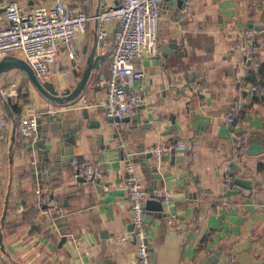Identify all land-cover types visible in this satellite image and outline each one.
Instances as JSON below:
<instances>
[{"label":"crops","instance_id":"0c3cea01","mask_svg":"<svg viewBox=\"0 0 264 264\" xmlns=\"http://www.w3.org/2000/svg\"><path fill=\"white\" fill-rule=\"evenodd\" d=\"M10 1L23 11L52 4L0 0L1 25L6 24L3 9ZM184 1L186 15L184 7L176 8V0H162L157 54L144 53L135 60L133 73L120 82L142 96L128 121H109L99 105L106 87L98 81L108 77L114 19L104 23L106 34L97 40L86 85L69 103H48L20 68L0 73V95L21 104L20 119L35 116L40 105L48 104L50 112H64L79 124L64 136L60 129L48 130L44 143L49 159L44 167L48 169L60 154L58 166L43 179L33 178L30 165L32 160L40 163V148L35 136L26 138L16 128L10 149L12 122L0 98L5 121L0 138V217L5 207L0 264H132L134 241L121 240L132 228L126 153L132 154L145 189L155 180L148 163H155L162 175V186L153 193L164 195L165 215L147 210L145 218L150 264H197L216 250L220 254L215 264H264V150L245 151L252 135L264 137V37L258 33V52L250 58L235 48L238 31L250 23L264 28V0ZM64 2L90 17L119 0ZM96 24L89 19L83 34L57 47L52 72L43 80L58 91L76 84L93 47ZM71 49L73 57L68 54ZM240 107L245 114L233 122ZM136 114L139 120L133 121ZM229 116L232 121L227 123ZM158 142L170 149L158 160L153 154L146 156L145 150ZM181 142L186 149L176 147ZM74 159L98 167V175L75 177ZM225 168L233 180L249 179L251 187L225 195L235 186H225ZM42 197L57 205L44 203ZM171 213L176 219L168 224ZM63 232L65 241L59 244Z\"/></svg>","mask_w":264,"mask_h":264},{"label":"built area","instance_id":"2783aa9c","mask_svg":"<svg viewBox=\"0 0 264 264\" xmlns=\"http://www.w3.org/2000/svg\"><path fill=\"white\" fill-rule=\"evenodd\" d=\"M162 0H119L117 4L100 10L88 17L83 11L68 7L64 0H52L50 6L38 5L29 11H23L13 1L5 4L3 16L5 25L0 24V59L7 55H16L26 61L35 75L43 80L51 74V64L55 60L57 47L67 44L77 35L83 34L89 19L96 20V37L102 40L106 34L104 23L109 19L117 21V28L113 32L114 46L109 61V73L106 79H100L99 84H105L104 97L99 105L107 117L123 118L132 115L142 101L137 90L123 87L120 82L124 77L130 76L134 71V62L144 53L157 54V28ZM188 13L183 8V15ZM258 32L252 27H245L238 31L235 48L244 56L252 57L258 52ZM69 56L73 57L75 51L71 49ZM86 100H83L85 103ZM232 117L226 118L230 123ZM18 132L26 138L36 134L34 116L20 119ZM5 135V121L0 117V138ZM179 149H186V144L177 143ZM170 146L158 142L145 152H151L158 160L167 152ZM32 164L35 161L32 160ZM74 176L95 178L99 168L91 163L73 160ZM124 169L127 173L126 185L128 188L129 213L133 228L124 236L122 241L132 239L135 247V258L132 264H150V248L148 233L145 224V200L147 192L144 184L136 173L132 154L124 156ZM223 181L226 187L233 182L231 170L225 168ZM107 189V186H103ZM39 196V186L35 188ZM48 205H54V200L42 197ZM62 211L59 212V219ZM176 214L171 213L167 223L171 224Z\"/></svg>","mask_w":264,"mask_h":264},{"label":"water","instance_id":"95a60500","mask_svg":"<svg viewBox=\"0 0 264 264\" xmlns=\"http://www.w3.org/2000/svg\"><path fill=\"white\" fill-rule=\"evenodd\" d=\"M169 1V0H166ZM185 1L184 0H176V8L177 9H182L184 7ZM249 27H252L258 33L264 37V28L260 24H255V23H250ZM96 44H97V37H96V32L94 34V44L93 47L91 48V51L87 57L86 60V65L81 73L80 78L76 82V84L72 87H66L62 89L61 91H58L55 89L54 84L51 81L47 80H41L39 79L35 73L33 72L32 68L29 66V64L24 61L22 58L15 57L13 55H7L0 59V73L2 71H6L9 68L16 67L20 68L23 71H25L28 75L29 80L31 83L37 88V90L42 94V96L47 100L48 103H56V104H65L71 102L73 99H75L81 91L84 89L86 82L88 80L90 71L93 66L94 62V55H95V49H96ZM249 93L248 91L242 90L243 93ZM255 91H251L250 93H254ZM0 98L3 102V105L5 107V110L7 112V115L9 116L11 122H12V135H11V145L10 149H12V144L14 141V137L16 134V125H15V120L12 117V112L7 104L5 98L0 95ZM36 115L34 116V121H35V129H36V134H35V141L34 144L35 146L39 147L40 150L38 153L40 154V163L38 164H31L30 165V173L33 178L37 179H43L47 176V173L50 171H54L55 168L58 166L57 165V158L60 156L58 154L57 156L53 158V163L50 165L48 169H45L44 163L48 161V151L45 149V143H44V138L46 136V133L48 132L49 129L51 130H59L62 136L69 134V132H74L76 129L79 128V124L76 123L73 119H69L65 116H63L64 112L61 111H55L50 112L48 104L40 105L37 110H36ZM45 118L46 124H42V118ZM109 121H128L130 119L129 116H125L123 118H118V117H108ZM133 121H138L139 120V114H136L133 116ZM75 123V124H74ZM142 126V125H139ZM252 139L254 141H252ZM67 141V140H66ZM264 150V137L259 136L256 137L252 135V138H250L248 148L245 149L246 153L249 154H258ZM173 152V150H171ZM152 155L151 152H146V156L150 157ZM149 166V172L150 175L155 179L152 182V185L149 189L146 188V192L148 194L147 199L145 200V218L149 216V214L146 213L147 210H154L157 212V216H164L165 212L163 211V202L162 198L164 195H155L153 193V190H156L162 186L161 182L159 181L162 177L161 173L158 172L157 166L155 163H148ZM81 179H84L83 176H79ZM92 179V178H90ZM233 183L235 186H233L231 189H228L225 193V195L229 194H234L238 192V187H244V188H250L251 187V182L249 179L244 180L238 177H235L233 180ZM4 217H5V207L2 209V214L0 217V250L4 251V246H3V241H2V232L1 229L4 224ZM133 228V225H132ZM131 228V229H132ZM63 235L60 238L59 244H61L63 241H65V236L64 232L62 233ZM220 254L219 250L214 251L211 255H209L205 260H203L200 263L197 264H215L217 262L218 256Z\"/></svg>","mask_w":264,"mask_h":264},{"label":"trees","instance_id":"16d2710c","mask_svg":"<svg viewBox=\"0 0 264 264\" xmlns=\"http://www.w3.org/2000/svg\"><path fill=\"white\" fill-rule=\"evenodd\" d=\"M23 73H24L25 79L28 78L27 73L25 71H23ZM18 96L20 98V96H23V95H18ZM5 100L11 109L12 117L15 120L16 128H18L19 121H20L21 104H18L17 101H15L14 99L12 100L10 97L6 98ZM22 101L25 102L26 100L23 99ZM234 109H236V108L234 107ZM244 114H245V108H243V107L237 108V110H235L233 122L240 121L243 118ZM59 221H61V220L57 219V222H59Z\"/></svg>","mask_w":264,"mask_h":264}]
</instances>
